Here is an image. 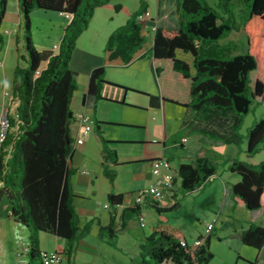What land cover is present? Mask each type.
I'll return each mask as SVG.
<instances>
[{
    "label": "trees",
    "instance_id": "obj_1",
    "mask_svg": "<svg viewBox=\"0 0 264 264\" xmlns=\"http://www.w3.org/2000/svg\"><path fill=\"white\" fill-rule=\"evenodd\" d=\"M9 1L0 0V30ZM110 1L19 0L26 53L21 56L24 64L18 63L13 75L16 117L7 114L10 128L0 146V199H9L10 217L29 231L27 264H44L42 232L67 239L70 254L75 241L89 231L78 227L73 171L69 167L73 152L72 101L77 90L71 64L77 42L89 28L96 10ZM35 10L63 13L70 18L56 55L41 52L34 44L31 14ZM146 11L143 3L125 25L111 34L106 45L110 60L121 59L127 64L142 49L146 38L138 16ZM182 12L184 19L179 28L158 27L155 31V72L159 78L165 66L158 63L168 62L173 72L191 83L192 99L184 105L187 114L175 139L200 132L221 143L213 148L214 158L201 151L193 164L181 166L182 191L191 194L217 173V163L213 161L224 155L225 146L243 141L238 131L244 116L256 102L264 101V0H219L218 8L206 0H182ZM235 32L247 38L244 54L236 53L235 44L224 43ZM3 46L4 36L0 33V51ZM179 52L190 55L192 63L182 59ZM106 84L105 68L94 69L89 96L102 99ZM102 141L105 160L117 164L108 142ZM260 149H264V119L255 122L249 131L247 154L254 156ZM105 169L114 181L116 171L107 166ZM229 169L240 177L232 188L234 203L252 212L262 209L264 162L253 165L231 160ZM109 203L122 205L123 196L110 193ZM152 207L158 214L176 210V205L163 204L161 199L153 200ZM127 212L140 214V208ZM119 234L113 225L101 229L102 238L113 247L117 246ZM239 237L246 246L264 247L262 226L252 225ZM199 241L191 245L178 228L159 224L141 247L140 264H209L214 259L210 234Z\"/></svg>",
    "mask_w": 264,
    "mask_h": 264
},
{
    "label": "crops",
    "instance_id": "obj_2",
    "mask_svg": "<svg viewBox=\"0 0 264 264\" xmlns=\"http://www.w3.org/2000/svg\"><path fill=\"white\" fill-rule=\"evenodd\" d=\"M126 1L111 0L108 5L96 10L89 28L77 42L71 64L76 73L77 90L72 101L74 120L70 135L73 152L69 167L73 171L78 227L82 231L88 228L89 231L75 241L70 254L67 239L42 232V252L61 253L63 258L60 264H126V259L140 264L141 247L157 225L166 223L178 228L187 243L194 245L200 238L206 237L208 225L214 223L210 233L211 248L226 239L229 246L239 251L250 264H264V247L254 248L257 251L252 253L248 249L252 247L246 246L239 237L252 225L264 227V207L252 212L234 203L232 188L240 181L238 174L229 168V171L217 169L214 177L196 192L188 194L182 191L179 176L181 166L193 164L201 151L214 158L213 148L221 145L220 141L208 139L200 132L175 139L182 130L187 114L184 105L192 99L191 83L173 72L168 62L158 63L165 66L159 78L155 72V31L158 27L181 26L184 19L182 0H137L136 8L122 15L127 10ZM143 3L151 13L143 24L145 44L127 64L121 59L110 60L106 51L109 37L125 25ZM54 16L49 18H55L54 25L59 31H55L57 34L52 40L49 37L48 46L41 52L56 55L70 18L63 13ZM15 20L21 30L20 4L15 6ZM224 43L235 44L234 35ZM179 56L192 63L190 55L179 52ZM99 67L105 68L108 81L102 99L88 94L91 73ZM138 98L148 101H138ZM84 114L93 121V130L88 135L79 121ZM102 138L114 152L117 164L105 160ZM80 139L84 140L83 144H78ZM183 139L187 141L184 143ZM231 148L226 145L225 154ZM260 152L264 153V149H260ZM230 157L229 161L233 160ZM160 158L170 161L174 175L172 186L164 189L161 199L163 204L176 205V210L168 214H158L152 207L153 198L150 196L142 204L136 203L139 193L157 182L158 178L153 174V161ZM218 159L213 161L217 165ZM248 163L258 165L262 162ZM106 166L116 171L114 181L107 175ZM110 193L122 195V205L112 206L109 203ZM137 207L140 214L127 212ZM181 217L186 219L185 227L174 222ZM148 220L152 223L149 224ZM110 225L120 232L116 247L110 246L101 236V229ZM121 241L128 250L120 245ZM28 244L25 241L26 253Z\"/></svg>",
    "mask_w": 264,
    "mask_h": 264
},
{
    "label": "rangeland",
    "instance_id": "obj_3",
    "mask_svg": "<svg viewBox=\"0 0 264 264\" xmlns=\"http://www.w3.org/2000/svg\"><path fill=\"white\" fill-rule=\"evenodd\" d=\"M206 1L211 7L218 8L219 0ZM145 2H147V0H145ZM9 4V14L0 30V33L4 36V46L0 51V134L3 132L5 115L9 113L11 116L16 117V104L12 102L13 75L17 64H24L21 56L26 53L25 41L23 38V26H21V30L18 29V23L15 20V6L16 4H19V0H10ZM126 6L127 10L124 11L122 15H124L127 11L129 12L130 10L136 8L137 0L126 1ZM51 15L55 17L54 15H59V13L37 10L31 14L32 37L34 44L39 51H42L43 48L48 46L49 37H51L52 40L57 34L55 31H59L57 27H55L56 25H54L56 23L54 20L55 18H49ZM239 18L240 17H238V19ZM242 18L243 17L240 19ZM233 35L235 38L236 53H246L248 42L245 34L235 32ZM255 76L256 74L253 77ZM138 99V101L142 102L148 101L145 98ZM261 119H264V101L256 102L250 112L244 116L242 126L238 131L243 137V141L238 145H230V147H232L231 151H228L227 154L224 153L223 156L219 157L217 165V169H219V171H229L230 156H232L233 160H244L255 164L264 161V153L258 152L254 156H249L247 154L248 134L250 128L253 124H255L254 122L260 121ZM9 128L10 127H8V130ZM11 131H16V129L12 128ZM125 131H129V129H125ZM10 212V201L4 196L0 199V264H27L28 257L24 243L25 241L29 242V231L22 224L12 220L9 217ZM174 222L180 226L185 227L186 225V219L182 217L178 218ZM148 223L151 224L152 221L148 220ZM120 245L124 247L125 250H128L124 241H121ZM248 249L252 253L257 251L254 248ZM211 250L215 254V258L211 264L251 263L250 261L245 260L244 257L240 255L239 251L232 249L229 246V241L226 239L215 243ZM126 264L136 263L126 259Z\"/></svg>",
    "mask_w": 264,
    "mask_h": 264
},
{
    "label": "built area",
    "instance_id": "obj_4",
    "mask_svg": "<svg viewBox=\"0 0 264 264\" xmlns=\"http://www.w3.org/2000/svg\"><path fill=\"white\" fill-rule=\"evenodd\" d=\"M69 17V16H68ZM151 17L150 11H146L144 13H141L138 16V21L140 23H145L149 18ZM80 124L83 128V131L86 135L90 134L93 130V121L91 118L84 114L79 119ZM9 121L7 114L4 117V123H3V132L0 134V146L4 142L7 136L8 132ZM187 140L183 139V142L185 143ZM84 140L80 139L78 140V144H83ZM153 174L158 178L157 182L147 189L141 191L139 195L137 196L136 203L138 205L142 204L149 196L153 198V200L162 199L164 195V189L169 188L172 186L174 175L172 173V167L170 161L164 158H160L153 161ZM142 225H144V219L141 218ZM214 228V223H210L207 227L206 234H210L211 231ZM200 241H196V244H199ZM43 263L44 264H60L62 261V254L55 252V253H43Z\"/></svg>",
    "mask_w": 264,
    "mask_h": 264
}]
</instances>
